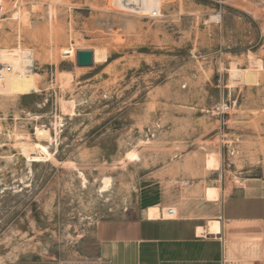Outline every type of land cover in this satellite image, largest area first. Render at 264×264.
I'll return each mask as SVG.
<instances>
[{"label": "rangeland", "instance_id": "374dc122", "mask_svg": "<svg viewBox=\"0 0 264 264\" xmlns=\"http://www.w3.org/2000/svg\"><path fill=\"white\" fill-rule=\"evenodd\" d=\"M2 3L0 49L32 67L0 93V264L89 256L102 219L174 207L206 225L235 198L264 214V0H164L154 18ZM243 220H222L223 262L264 264V218Z\"/></svg>", "mask_w": 264, "mask_h": 264}, {"label": "crops", "instance_id": "0c3cea01", "mask_svg": "<svg viewBox=\"0 0 264 264\" xmlns=\"http://www.w3.org/2000/svg\"><path fill=\"white\" fill-rule=\"evenodd\" d=\"M244 203L250 204L235 198L234 210L220 206L213 210L210 217L219 218V234L197 233L198 226H205L202 225L205 216H177L164 210L131 218L102 219L94 227L95 246L91 255L42 258L18 264H224L222 220L264 218V214L244 209Z\"/></svg>", "mask_w": 264, "mask_h": 264}, {"label": "bare ground", "instance_id": "6f19581e", "mask_svg": "<svg viewBox=\"0 0 264 264\" xmlns=\"http://www.w3.org/2000/svg\"><path fill=\"white\" fill-rule=\"evenodd\" d=\"M164 0H109V2L118 7L124 9L133 14H150L153 10L158 11L160 4ZM2 0H0V14L2 13ZM2 5V7H1ZM14 15H19L18 12ZM0 61L7 63L10 66V70L7 72L2 69L0 73V93H8L14 89L17 85L18 75H29L30 68L32 67V54L31 51L16 47L12 49H0ZM241 71V70H240ZM236 68L231 69V76L233 78H241V72ZM243 75V73H242ZM42 152H46V147L40 143L36 144ZM134 154L127 153V157L133 158ZM83 183V182H82ZM110 185L109 178L102 180L101 191L108 189ZM208 231L211 234H219L221 232V223L219 218H211L207 221L205 226H198L197 233L201 234Z\"/></svg>", "mask_w": 264, "mask_h": 264}, {"label": "built area", "instance_id": "2783aa9c", "mask_svg": "<svg viewBox=\"0 0 264 264\" xmlns=\"http://www.w3.org/2000/svg\"><path fill=\"white\" fill-rule=\"evenodd\" d=\"M120 10L129 13V11H126V10H124V9H120ZM130 13H131V12H130ZM159 13H160V9H159L158 11L153 10L150 14H147V15H148L149 17H151V18H154V17H157V16L159 15ZM131 14H133V13H131ZM136 15H137V14H136ZM2 69H4L5 71L8 72V71L10 70V66H9L7 63H4V62H1V61H0V73H2ZM182 185H183V186H187V185H188V181H184V182L182 183ZM168 210H169V212H170L171 214H173V215L177 214V210H176V208H174V207H169ZM204 234H205V232H203V233H201V234H199V235H204Z\"/></svg>", "mask_w": 264, "mask_h": 264}, {"label": "water", "instance_id": "95a60500", "mask_svg": "<svg viewBox=\"0 0 264 264\" xmlns=\"http://www.w3.org/2000/svg\"><path fill=\"white\" fill-rule=\"evenodd\" d=\"M92 52L90 50H78L76 52V65L89 66L92 64Z\"/></svg>", "mask_w": 264, "mask_h": 264}]
</instances>
